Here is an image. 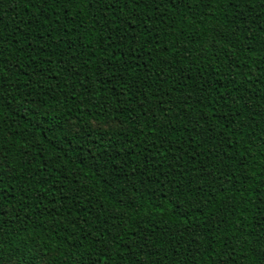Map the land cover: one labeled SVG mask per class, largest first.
<instances>
[{
	"label": "trees",
	"instance_id": "trees-1",
	"mask_svg": "<svg viewBox=\"0 0 264 264\" xmlns=\"http://www.w3.org/2000/svg\"><path fill=\"white\" fill-rule=\"evenodd\" d=\"M202 9L194 0L180 7L165 5L160 10L163 22L149 21L154 33H142V43L143 36L152 41L145 44V51L152 49L155 58L144 57L151 67L141 63L133 75L122 77L102 71L119 57L105 40L111 29L102 27L104 18L94 10L49 4L38 12L28 0H0V29L10 48L8 56L20 63L16 75L9 74L7 82L16 84L7 89L9 104L0 115V151L15 169L5 170L0 177L4 196L0 207L8 212L0 225L5 252L19 256L22 264H35L38 257L47 264H89L93 259L99 264L97 252L107 244L112 248L110 264H131L130 256L153 264H216L223 259L226 241L231 250L234 233L242 239L240 231L248 235L259 228L264 218V142L252 129L259 133L255 117L264 107V9L249 5L251 28L222 39L215 47L209 46L211 30L223 27L230 35L236 10L226 7L209 19L201 15ZM152 11L148 7L145 15ZM53 27L54 32L44 35ZM153 34L165 48L159 55ZM205 48L209 54L202 56ZM169 56L170 64H164L161 57ZM233 66L236 71H231ZM161 67L169 73L167 81L159 74ZM125 80H139V88H126ZM237 86H242L240 92L248 103L243 108L239 103L231 108L213 105L219 108L210 122L219 133L213 140L205 131L210 125L197 124L198 116L209 111L204 96L216 99ZM185 97H190L186 103ZM29 100L33 101L31 111L25 106L14 109ZM252 102L256 107L245 110ZM225 115L237 121L250 118L252 128L233 134L235 124L229 129ZM260 122L264 123V117ZM228 136L231 144L222 146ZM253 142L260 147L252 148L255 158L249 156L245 175L239 164ZM146 144L152 147L142 153ZM222 154L234 157L225 159L223 168L217 158ZM181 156L185 158L178 159ZM194 156L201 173L206 165L216 176L211 190L201 194L203 201L212 203L190 220L197 227L212 229L206 237L197 236L201 250L209 249L204 256L193 255L187 234L183 247L176 244L178 236L169 242L184 222L165 198L171 197L173 188L165 177L186 184L194 178L188 172ZM133 169L137 175L129 179ZM49 173H54L51 179ZM216 216L222 220L218 229L212 228ZM201 220L206 223L200 225ZM141 243L146 244L144 250L137 247ZM177 250L183 255L178 256ZM150 251L155 254L149 256Z\"/></svg>",
	"mask_w": 264,
	"mask_h": 264
},
{
	"label": "snow or ice",
	"instance_id": "snow-or-ice-1",
	"mask_svg": "<svg viewBox=\"0 0 264 264\" xmlns=\"http://www.w3.org/2000/svg\"><path fill=\"white\" fill-rule=\"evenodd\" d=\"M23 2V0H21ZM29 3H32V6L37 9L39 12L41 9L46 10L49 4H59L64 7H68L69 5L75 6L80 5L84 7H88L90 10H94V13H98L101 17L104 18L105 23L102 27L106 29H111L109 35L105 37L108 47H111L112 50L116 53V56L119 57L118 61H114L107 69H102V71L110 72L112 74H121L123 77L125 74L133 75L136 71L139 70L141 63L147 65V67H151L147 61L144 60L145 56L153 57V50L149 49L145 51V44L151 43L152 41L148 40L147 36H143V43L141 42L142 33L145 31H152L154 33V29H152L149 21L155 18L163 22V14L161 13V9L165 5H173L174 7H180L185 5L186 2L191 4L193 0H28ZM195 6L200 7L203 5V9L201 11V15L207 16L211 19L215 16L217 11H220L226 7H231L236 11L232 13L234 19L231 23L234 27L231 29V33L226 34L223 27L213 28L211 31L214 33L213 38L209 41L210 47L217 46L222 39L232 38L238 36L240 32L244 30L245 27L251 28V24L249 21L252 19L250 13L246 12V9L249 5L253 9L257 6L264 9V0H194ZM144 5L143 11L138 10L139 6ZM148 7H152L153 11L145 15L148 11ZM127 10V11H125ZM77 14H80L79 12ZM47 20V18H46ZM59 20L53 21V24H58ZM139 26V30H138ZM55 31V27L49 30L48 33H44V35H49L51 32ZM118 36V39L113 43V37ZM57 41L61 39V37H56ZM153 39L156 41L155 43V53L159 55L160 52L165 50L164 47H161L159 40L153 34ZM166 47V46H165ZM172 47H177L173 45ZM171 50L170 48L168 49ZM8 51L10 48L4 40V35L2 29H0V115H2L3 111L7 109V105L9 104V96L11 93L7 90L10 87H14L16 82L13 80L11 84L7 81L11 76H15L17 70L20 68V63L17 60L16 63H13L8 56ZM19 51H23V49H19ZM35 51V49H33ZM107 51V48H105ZM264 51V49H261ZM209 54V48H205L201 51L202 56H207ZM67 55V53H65ZM106 59H111V57H106ZM164 64H170L172 57H161ZM264 63V62H262ZM118 64V66H117ZM68 70H71L70 68ZM35 71V69H33ZM231 71H236V66H233ZM261 71L264 72V67L261 68ZM159 74L167 81L169 73L161 67L159 69ZM135 80V76L133 77ZM234 82V81H233ZM144 83H147V80H144ZM139 80H136L135 83L132 81L125 80V87L139 88ZM240 87L237 86L236 89H229L228 94L225 95L221 93L216 99H211L209 96H204V99H208L209 103L205 104L204 107L208 108L209 111L206 113H202L197 118V124L200 121H204L208 123L209 128L205 129L206 132L209 133L211 139L216 140L218 138L219 133L216 132V127L210 124L212 117L216 116L219 112V108H213V105H220V107L231 108L233 105L239 103L240 107L243 108L245 103H248V97L240 92ZM204 92L208 91V88L205 87L203 89ZM235 91L236 95L233 96L231 93ZM16 99L19 100V95L16 96ZM190 99V97H185V103ZM203 103V99L200 101ZM33 101L29 100L26 105L22 103H18L14 106V109H19L21 106H25L26 111H31V104ZM256 107L255 102H252L248 105V109H254ZM164 112H168V108L161 109ZM239 111V108L237 109ZM145 114H147V109L145 108ZM243 117V113H241ZM264 117V107H261V111L256 114V119L258 121L256 127L259 128V133L252 129V134L257 136L261 142H264V123L260 122V118ZM224 119L228 121L227 127L232 129V125L235 124V129H233V134H237L241 132L242 128H252L251 119L243 118L240 121H237L233 116L232 119H229L227 115L224 116ZM2 123V122H0ZM221 131H223V125H221ZM80 130L77 129V134H79ZM231 144V136L226 137L223 141H221L222 146H228ZM135 147H139L138 145ZM152 147L150 144L144 145L141 148V152H148V150ZM260 147V145L253 143H249L247 151L241 157V162L239 167L243 173H247L248 167V158L249 156H253L252 148ZM131 151V150H130ZM31 153H29L30 155ZM166 153H162L165 155ZM240 153H237L239 155ZM261 155L264 156V150L261 151ZM185 157L181 156L178 159H184ZM221 160V168L225 166V159H234V157H229L226 154H222L217 157ZM253 158H255L253 156ZM196 157L191 158V166L188 168V172L192 173L194 178L187 179L186 184L180 183L179 180L170 179L169 177H165L168 183L173 185L171 189V197H165L168 199L169 205H171L172 211L176 217L183 220V227L179 228L177 233H172L171 237H169V242L175 238L176 244L180 247L184 246L185 242V234L188 237V243L192 245L193 255L204 256L205 252L209 251L207 247L201 250L200 244L197 242V236L200 234H205V237L211 233L212 229L197 227L193 223H190V220L193 216L202 213L204 208L208 206L209 203H212L211 200L203 201L202 193H205V190H211L210 186H214V181L216 180L215 172L213 169L208 168L205 165L203 172H200V167L196 163ZM51 163V161H49ZM162 166V165H161ZM45 166L41 163L40 168L43 169ZM55 171H58V168L53 166ZM5 170L9 172L14 171L15 169L11 167V162L4 155L2 151H0V177L3 176ZM39 175V172L36 173ZM54 173L48 174V179H51ZM137 175L135 169L129 175V179L131 176ZM181 178H185V173L181 172ZM207 177L208 179H205ZM43 179V177H41ZM203 180V183H198V181ZM3 183V179H0V184ZM47 183V180H45ZM53 185L56 183L55 180H52ZM158 183V181H157ZM221 186H223L224 181H221ZM228 183H231V180H228ZM217 191L219 189H216ZM47 191V189H44ZM159 191V189H157ZM165 193L169 191L168 184L164 185ZM159 198V196L157 197ZM4 200V196L0 194V203ZM203 201V202H202ZM8 215V212L0 207V225L3 223V218ZM216 223L212 225V228L218 229L219 224L222 222L221 217L216 216ZM69 223L74 224L75 221H69ZM200 225H204L206 222L201 220ZM67 227V224H65ZM155 229H153V232ZM196 235H193V234ZM104 235H108V233H104ZM164 235H168V233H164ZM240 237H236L235 233L233 234V239L235 243L231 244V250H229L228 245L229 242L226 241L222 247L225 248V254L223 255V259L216 262V264H264V218H262V222L258 229L254 230L252 233L245 235L243 231H240ZM85 240L88 239L87 236L83 237ZM223 239V237H221ZM114 243L119 244V240L114 238ZM219 243L220 241H216ZM128 243V242H125ZM133 244L135 241L128 244V251L132 252ZM163 244H160L159 247H163ZM83 247V246H81ZM139 250H144L146 247L145 243H141L138 246ZM187 251V249H185ZM239 250V253L237 252ZM112 248L105 244L103 247L99 249L97 252V259L99 260V264H110L112 259L111 255ZM155 253L149 252V256L154 255ZM178 256L183 255V253L177 250L176 253ZM238 257V258H237ZM129 261L131 264H153L151 260H140L136 261L131 256L129 257ZM0 264H22L21 258L13 253L5 252L3 250V239L2 233H0ZM35 264H47L46 260L38 257L35 261ZM83 264V262H81ZM89 264H96V259L90 260ZM179 264V262H177Z\"/></svg>",
	"mask_w": 264,
	"mask_h": 264
},
{
	"label": "rangeland",
	"instance_id": "rangeland-1",
	"mask_svg": "<svg viewBox=\"0 0 264 264\" xmlns=\"http://www.w3.org/2000/svg\"><path fill=\"white\" fill-rule=\"evenodd\" d=\"M97 125H98V126H102V127H107V126H109V124H103V123H98Z\"/></svg>",
	"mask_w": 264,
	"mask_h": 264
}]
</instances>
